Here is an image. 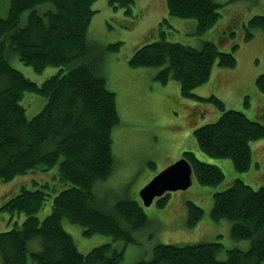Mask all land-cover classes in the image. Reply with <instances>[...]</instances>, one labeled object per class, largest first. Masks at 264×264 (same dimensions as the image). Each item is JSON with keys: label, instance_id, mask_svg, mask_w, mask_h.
Here are the masks:
<instances>
[{"label": "trees", "instance_id": "16d2710c", "mask_svg": "<svg viewBox=\"0 0 264 264\" xmlns=\"http://www.w3.org/2000/svg\"><path fill=\"white\" fill-rule=\"evenodd\" d=\"M95 1L9 0L7 15L0 16V181L9 182L39 166L58 164L55 183L33 181L32 188L23 185L0 204V218L7 216L13 223L10 229L0 232L2 264H28L29 259L34 264H122L123 250L111 244L80 253L63 229L62 220L82 226L85 236L106 234L125 243L133 242V232L147 225L148 218L136 201L118 200L108 211L94 191L95 184L112 173L111 131L119 123L115 94L106 87L101 74L100 55L91 53L87 41ZM44 3L51 6L40 13L36 7ZM108 4L113 10L123 9L127 18L136 17L134 0H108ZM165 6L170 16L194 19L198 35L220 18L215 0H165ZM26 10L29 14L20 26ZM164 23L169 26L163 19L159 38L139 46L128 65L161 67L155 75L161 84L177 81L182 97L214 104L221 113L219 118L193 130L198 148L209 157L229 158L238 172L249 170L250 143L264 139V124L240 111L226 109L215 95L203 98L193 93L209 80L215 62L223 68L235 67L240 44L234 42L230 51H220L212 41H203L200 47L168 41L170 31L163 30ZM130 26L123 24L125 28ZM255 29L264 37V14L252 16L244 25L243 43L253 38ZM228 35L232 40L233 32ZM118 45L106 48L118 50ZM10 52L37 73L47 66L60 69L37 84L10 65ZM255 85L264 93V73L257 76ZM25 91L46 98L42 110L32 118H27L20 103ZM182 157L189 162L199 184L215 186L223 181L224 173L218 166L199 161L190 151L183 152ZM51 195L50 213L39 220L37 213ZM168 197L167 192L157 198V206L165 207ZM187 212L186 225L192 228L203 217V210L187 202ZM21 213L25 218L18 224L13 219L20 218ZM209 216L215 222L230 220L231 238L249 241L248 248L227 249L226 258L220 260V241L157 244L150 259L130 264H263L264 187L254 188L236 179L213 194ZM33 239L40 241L39 251L29 250Z\"/></svg>", "mask_w": 264, "mask_h": 264}, {"label": "rangeland", "instance_id": "374dc122", "mask_svg": "<svg viewBox=\"0 0 264 264\" xmlns=\"http://www.w3.org/2000/svg\"><path fill=\"white\" fill-rule=\"evenodd\" d=\"M219 5L220 18L205 33H196V21L170 16L165 0H134L135 18H127L123 9L113 10L108 0H96L91 5L94 11L87 30V41L92 54H99L101 74L106 87L115 94L119 123L111 131L114 166L112 173L94 186L101 205L108 211L115 202L131 199L139 203L148 218L147 225L133 232V242L114 240L111 235L95 233L83 234V227L66 218L62 220L63 229L71 235L80 253H87L94 247L111 244L123 250L122 264L150 259L157 244H196L220 241L223 250L218 259L226 258L230 248L247 249L249 241L235 240L230 236L231 221H213L210 209L213 194L228 188L236 179L254 188L264 187V139L251 141L252 163L249 170L238 172L229 158H213L203 153L197 146L193 130L201 125L212 123L220 116L218 108L209 102L188 99L181 96L180 85L171 80L161 84L155 79L161 67H137L128 65L134 51L145 43L159 38L160 23L165 19L163 30L170 31L166 40L179 42L192 47H200L203 41H212L220 51H230L234 42L240 44L235 53L234 68H223L214 63L209 80L194 89L193 93L206 98L217 96L226 109L244 113L250 119H258L264 124V93L257 90L255 81L264 73V37L259 29L253 30V38L243 43L244 25L254 15L264 14V0H215ZM48 3L39 4L36 9L42 13ZM9 0H1L0 16L7 15ZM29 10L23 11L19 25L26 22ZM129 23V28L123 24ZM229 32H233L230 40ZM119 43L118 50L109 51L106 47ZM10 65L24 77L41 84L60 67L47 66L40 73L31 66L23 64L15 53L8 55ZM21 105L27 118L37 115L46 103V98L30 92H23ZM247 103V104H246ZM262 115V117H259ZM190 151L202 162L218 166L224 179L215 186L199 184L192 176L191 185L185 190L169 193L168 203L160 208L156 199L151 205L143 206L139 190L148 184L158 173ZM258 163V166H255ZM58 164L52 167L39 166L36 170L16 176L9 182L0 181V204L8 197L18 193L21 186L33 187L38 183L56 182ZM64 184L63 187H67ZM62 187V188H63ZM53 195L37 213L42 220L50 213ZM187 202L199 206L203 217L192 227H187ZM17 216V215H16ZM15 217L18 224L24 220ZM7 219L2 222L0 232L13 226ZM8 222L11 225L8 227ZM30 251L41 249L40 241L33 239L28 244ZM0 264L1 260H0ZM28 264H34L28 260ZM264 264V262H263Z\"/></svg>", "mask_w": 264, "mask_h": 264}, {"label": "water", "instance_id": "95a60500", "mask_svg": "<svg viewBox=\"0 0 264 264\" xmlns=\"http://www.w3.org/2000/svg\"><path fill=\"white\" fill-rule=\"evenodd\" d=\"M192 168L189 162L181 157L178 161L158 173L139 192L143 206H149L155 198L164 193L185 190L191 185Z\"/></svg>", "mask_w": 264, "mask_h": 264}, {"label": "crops", "instance_id": "0c3cea01", "mask_svg": "<svg viewBox=\"0 0 264 264\" xmlns=\"http://www.w3.org/2000/svg\"><path fill=\"white\" fill-rule=\"evenodd\" d=\"M248 42H246V43H248ZM6 219H7V216H4V217L0 218V228H1L2 222H4Z\"/></svg>", "mask_w": 264, "mask_h": 264}, {"label": "flooded vegetation", "instance_id": "af4514ba", "mask_svg": "<svg viewBox=\"0 0 264 264\" xmlns=\"http://www.w3.org/2000/svg\"><path fill=\"white\" fill-rule=\"evenodd\" d=\"M164 194H166V193H164ZM164 194H163V195H164Z\"/></svg>", "mask_w": 264, "mask_h": 264}, {"label": "bare ground", "instance_id": "6f19581e", "mask_svg": "<svg viewBox=\"0 0 264 264\" xmlns=\"http://www.w3.org/2000/svg\"><path fill=\"white\" fill-rule=\"evenodd\" d=\"M140 191V190H139ZM151 205V204H150Z\"/></svg>", "mask_w": 264, "mask_h": 264}]
</instances>
